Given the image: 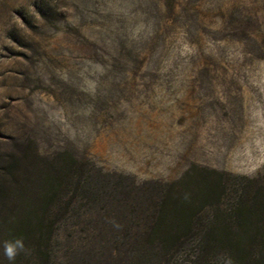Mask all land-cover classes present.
<instances>
[{"label":"rangeland","instance_id":"rangeland-1","mask_svg":"<svg viewBox=\"0 0 264 264\" xmlns=\"http://www.w3.org/2000/svg\"><path fill=\"white\" fill-rule=\"evenodd\" d=\"M60 153L137 183L263 176L264 0H0V184ZM99 229L57 247L107 259Z\"/></svg>","mask_w":264,"mask_h":264},{"label":"trees","instance_id":"trees-1","mask_svg":"<svg viewBox=\"0 0 264 264\" xmlns=\"http://www.w3.org/2000/svg\"><path fill=\"white\" fill-rule=\"evenodd\" d=\"M35 159L36 181L11 174L0 184V228L18 251L7 264H264V175L232 189L223 174L195 169L175 183H137L65 153ZM75 220L99 226L107 259L58 249L60 226Z\"/></svg>","mask_w":264,"mask_h":264}]
</instances>
